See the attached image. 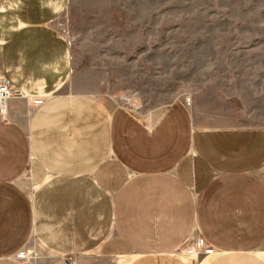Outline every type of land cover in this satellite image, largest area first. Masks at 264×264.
Wrapping results in <instances>:
<instances>
[{"label":"crops","instance_id":"1","mask_svg":"<svg viewBox=\"0 0 264 264\" xmlns=\"http://www.w3.org/2000/svg\"><path fill=\"white\" fill-rule=\"evenodd\" d=\"M70 1L0 0V79L25 94L0 112V264L33 242L32 264H153L200 238L264 261V126L209 127L184 98L141 118L64 91Z\"/></svg>","mask_w":264,"mask_h":264},{"label":"rangeland","instance_id":"2","mask_svg":"<svg viewBox=\"0 0 264 264\" xmlns=\"http://www.w3.org/2000/svg\"><path fill=\"white\" fill-rule=\"evenodd\" d=\"M56 25L72 49L64 91L141 118L184 98L209 127L264 126V0H71ZM196 243L153 264H264ZM42 252L33 242L24 254L32 261Z\"/></svg>","mask_w":264,"mask_h":264},{"label":"built area","instance_id":"3","mask_svg":"<svg viewBox=\"0 0 264 264\" xmlns=\"http://www.w3.org/2000/svg\"><path fill=\"white\" fill-rule=\"evenodd\" d=\"M24 96L25 94L20 89L12 86L7 79H0V112L3 116L6 115V105L8 100L11 98H21ZM196 244L199 248L204 249L206 254L214 253V248L208 245L204 239H198ZM18 258L23 262V264H32L31 258H27L24 252L20 253Z\"/></svg>","mask_w":264,"mask_h":264},{"label":"bare ground","instance_id":"4","mask_svg":"<svg viewBox=\"0 0 264 264\" xmlns=\"http://www.w3.org/2000/svg\"><path fill=\"white\" fill-rule=\"evenodd\" d=\"M193 257H196V255H192Z\"/></svg>","mask_w":264,"mask_h":264}]
</instances>
